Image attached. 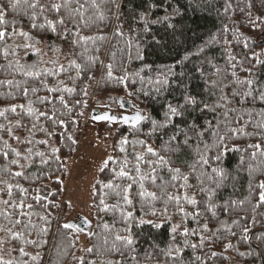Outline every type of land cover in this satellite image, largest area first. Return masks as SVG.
<instances>
[{"label":"trees","instance_id":"trees-1","mask_svg":"<svg viewBox=\"0 0 264 264\" xmlns=\"http://www.w3.org/2000/svg\"><path fill=\"white\" fill-rule=\"evenodd\" d=\"M0 6V264H264V0ZM118 97L145 119L113 129L84 243L69 166L91 100Z\"/></svg>","mask_w":264,"mask_h":264},{"label":"rangeland","instance_id":"rangeland-1","mask_svg":"<svg viewBox=\"0 0 264 264\" xmlns=\"http://www.w3.org/2000/svg\"><path fill=\"white\" fill-rule=\"evenodd\" d=\"M95 106L97 105L93 98L90 109ZM99 107L104 109L102 106ZM111 110L116 114L123 111L120 106H112ZM116 124L115 122L97 121L89 115L87 117L78 150L70 162V173L66 183L65 198L69 202L68 220L72 224L84 226L87 220L92 219L90 202L93 183L100 166L110 157L111 137ZM87 230H83L82 233L81 239L84 243Z\"/></svg>","mask_w":264,"mask_h":264},{"label":"snow or ice","instance_id":"snow-or-ice-1","mask_svg":"<svg viewBox=\"0 0 264 264\" xmlns=\"http://www.w3.org/2000/svg\"><path fill=\"white\" fill-rule=\"evenodd\" d=\"M19 2V0H17V3ZM15 7H16V4H12V8L13 9H15ZM33 7H35V5H33ZM53 7L54 8H56L57 9V11L59 10V5H53ZM3 18H4V10H3V6H0V22H3ZM60 23L61 24H63V20H61L60 21ZM33 27H35V25H33ZM55 30V26H53V31ZM22 34H24V35H27L26 33H22ZM3 36H4V33L3 32H0V38H3ZM74 63V62H73ZM77 67H79V65H76ZM109 68H111V66H109ZM109 75H111V72H109ZM52 91H55L54 89L52 90ZM67 91H71V89H67ZM261 99L262 100H264V94H262L261 95ZM61 102H63V97H61ZM185 103L186 104H191V105H195L196 104V100L194 99V98H191V97H186L185 98ZM15 109H13V111H14ZM168 117H169V119L171 118V117H175V116H179V115H181V112H180V110H179V108L178 107H174V106H172L171 104H169V106H168V113L166 114ZM114 119V118H113ZM129 119H131L134 123H139L140 121H142V120H144L145 119V117H143L142 115H140L139 113H137L135 116H133V117H125L124 118V120H125V123H127L128 121H129ZM152 123H153V126L155 127L156 126V124H157V122L156 121H152ZM161 126H163V125H161ZM230 131H235V129H231ZM198 135H200V136H203V133L201 132V133H198ZM213 135L214 136H217L218 135V133H213ZM171 139H173V140H175L176 139V137L175 136H173ZM224 140H225V137H219V143L217 144V145H215L216 147H218V148H220V147H222V148H224V149H226L227 148V144H225L224 143ZM126 142V141H125ZM41 143H44V141H41ZM141 143H143V142H141ZM184 143L185 144H187L188 143V139H187V137L185 138V140H184ZM207 145H205V148L207 149ZM123 150V149H122ZM147 151H148V153H151L152 155H158L157 153H155L154 152V150L151 148V147H148L147 148ZM197 151H199V149H197ZM16 155L17 156H19L20 154H19V152H17L16 153ZM41 155H43V154H41ZM143 159V157H141V156H137V160L139 161V160H142ZM201 159H202V161H203V163L204 164H207L208 163V161H207V159H205L203 156H201ZM216 159L217 160H219L220 159V155H217L216 156ZM15 162V161H14ZM159 163H167V161H165L164 160V158L163 157H160V160L158 161ZM193 168H194V166H193ZM169 171H175L177 174H179L180 173V169L179 168H176V169H169ZM213 171L214 172H216V171H218V169H213ZM16 175L17 176H20V175H22V173H16ZM121 175H126V173H121ZM176 177H173V179H175ZM184 179H185V181H187V176H185L184 177ZM260 188L261 189H264V183H262L261 185H260ZM21 191H25L24 189H21ZM149 195H152L153 196V199H155V196H154V194H149ZM170 199H172V197H170ZM175 199L177 200V202H179V197H175ZM185 199H188L189 200V203H191V204H193V205H195L196 203H197V201L195 200V199H189L187 196H185ZM260 201L261 202H264V191H262L261 192V194H260ZM128 203L129 204H131V200H128ZM211 207V206H210ZM181 211H183V209H181ZM213 214H215V213H213ZM129 215H131V214H129ZM159 225H157V227H158ZM65 227L66 228H70V227H73V225H65ZM205 227H207V225H205ZM173 232H175L176 231V228L174 227L173 229ZM185 235H187L188 234V230L186 229L185 230V233H184ZM129 243H131V241H129ZM193 247H195V245H193ZM228 247H231V245H228Z\"/></svg>","mask_w":264,"mask_h":264},{"label":"water","instance_id":"water-1","mask_svg":"<svg viewBox=\"0 0 264 264\" xmlns=\"http://www.w3.org/2000/svg\"><path fill=\"white\" fill-rule=\"evenodd\" d=\"M118 104L125 110L121 115L117 114H112L110 110L102 111L100 112V108H94L91 111V117L94 118L97 121H108V122H125L124 118L125 117H133L137 113L143 116V114L140 111H135L133 113L128 112L131 109V102L130 101H124L122 98L118 97L117 98ZM114 118V119H113ZM128 122L134 123L131 119H129ZM71 225L75 226L76 228L80 230H86L91 227L92 221L87 220L85 222V225L82 226V224H72L69 222Z\"/></svg>","mask_w":264,"mask_h":264},{"label":"flooded vegetation","instance_id":"flooded-vegetation-1","mask_svg":"<svg viewBox=\"0 0 264 264\" xmlns=\"http://www.w3.org/2000/svg\"><path fill=\"white\" fill-rule=\"evenodd\" d=\"M98 106H95L94 108H97ZM104 109H101L100 107H98V108H100V112H102V111H106V110H110L111 111V113L112 114H116V113H114L112 110H111V108H112V104H105V105H103L102 106ZM120 109H122V107H120ZM123 111L122 112H120V114H117V115H121L123 112H125V110L124 109H122ZM128 112H131V113H133V112H135V111H128Z\"/></svg>","mask_w":264,"mask_h":264}]
</instances>
